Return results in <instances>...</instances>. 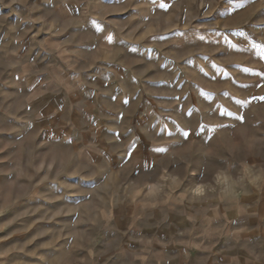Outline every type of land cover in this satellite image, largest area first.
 Listing matches in <instances>:
<instances>
[{
  "label": "rangeland",
  "instance_id": "rangeland-1",
  "mask_svg": "<svg viewBox=\"0 0 264 264\" xmlns=\"http://www.w3.org/2000/svg\"><path fill=\"white\" fill-rule=\"evenodd\" d=\"M197 25L236 40L180 38ZM152 45L189 71L180 92L204 107L197 117L220 115L227 98L231 119L215 139L200 130L153 169L142 149L122 144L137 122L135 85L106 68L166 80L147 87L172 98L173 72L148 71L158 65ZM254 45L264 46V0H0V264H142L137 255L149 261L165 240L153 238L148 213L133 224L143 215L137 186L162 180L171 193L211 197L254 173L264 162V58ZM197 62L232 71L226 98L219 81L193 70ZM155 166L170 173L161 179Z\"/></svg>",
  "mask_w": 264,
  "mask_h": 264
},
{
  "label": "crops",
  "instance_id": "crops-1",
  "mask_svg": "<svg viewBox=\"0 0 264 264\" xmlns=\"http://www.w3.org/2000/svg\"><path fill=\"white\" fill-rule=\"evenodd\" d=\"M185 32L180 38H187L189 42L197 44L216 42L223 45L225 39L233 43L236 40L219 25H197ZM147 51L153 52L151 61L158 63L155 68H149V72H155L156 67L158 69L162 66L173 72L172 81L176 82L177 93L172 98L161 97L147 87L148 82L156 86L167 82L166 80H155L156 77L148 79L149 81L147 78H137L128 67L116 64H110L106 68L111 74H114V68L117 72L120 70L123 78L128 77L135 85L133 95L139 97L140 101V107L134 113L137 122L128 127L127 130H130L132 136L124 138L122 144L126 146L125 151L142 149L144 156L152 160L150 166L153 169L157 160L177 157V148L185 141H194L200 130L211 140L218 137L221 130L230 127L231 119L226 108V82L227 75L232 71L228 73L225 67H217L213 68L215 70L212 73L210 67L206 69L202 63H194L193 70L197 74L204 76L208 81L217 80L223 85L220 90L226 98L220 115L197 117L195 113L199 115L204 107H199L195 101L186 98L188 91L180 92L184 84L191 82L187 75L189 71L182 68L175 55L159 53L155 45L149 46ZM233 53L234 56H239L238 50ZM197 57L205 60L212 56L199 53ZM197 57L193 59L196 60ZM236 70L234 81L240 82ZM258 77L264 78V75L258 73ZM205 90L210 89L204 88ZM163 101L168 102V105H162ZM238 119L240 120V116ZM140 127L145 131L138 130ZM256 164L254 173L241 179L229 180L228 189L224 194L215 191L211 197L191 196L183 187L173 188L175 191L171 193L168 181L162 180H149L141 190L140 186H137L135 207L141 209L143 215L135 216L133 224L142 221L144 212L148 213V222L152 223L149 230L155 232L153 238L164 239L165 245L153 248L148 254L149 261H144V253L137 255L136 261L142 264H264V162ZM154 169L156 175H161V179L170 173L167 166H155ZM213 184L217 185V181L210 183L211 186ZM188 205L192 207L189 208Z\"/></svg>",
  "mask_w": 264,
  "mask_h": 264
},
{
  "label": "snow or ice",
  "instance_id": "snow-or-ice-1",
  "mask_svg": "<svg viewBox=\"0 0 264 264\" xmlns=\"http://www.w3.org/2000/svg\"><path fill=\"white\" fill-rule=\"evenodd\" d=\"M251 2H255V0H251ZM237 34L243 35L244 33H243V31H241V32H239ZM107 39H108L109 43H111V39L112 38L108 37ZM229 47L230 48H235V45L229 44ZM254 47L260 50L259 54H260L261 58H264V46L254 45ZM245 71H247V69ZM245 87H247V86H245ZM237 103H240V102L238 101ZM240 119L243 120V117H240ZM156 151H166V149H156Z\"/></svg>",
  "mask_w": 264,
  "mask_h": 264
}]
</instances>
